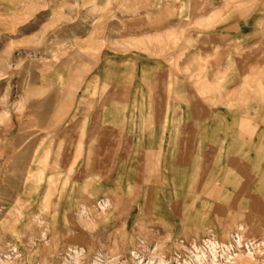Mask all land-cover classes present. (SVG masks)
<instances>
[{"label": "rangeland", "instance_id": "obj_1", "mask_svg": "<svg viewBox=\"0 0 264 264\" xmlns=\"http://www.w3.org/2000/svg\"><path fill=\"white\" fill-rule=\"evenodd\" d=\"M160 80L226 133L197 184L136 152ZM249 127L264 0H0V264H264V145L226 152Z\"/></svg>", "mask_w": 264, "mask_h": 264}, {"label": "crops", "instance_id": "obj_2", "mask_svg": "<svg viewBox=\"0 0 264 264\" xmlns=\"http://www.w3.org/2000/svg\"><path fill=\"white\" fill-rule=\"evenodd\" d=\"M165 84L170 86L163 80L152 82L154 92L152 96H148L151 99L146 103L150 129L143 135L145 137L136 152L141 153L146 160L160 162V166L174 167L169 170L172 175L188 177L193 184H197L198 172L193 169L190 176H186L182 165L185 162L189 165V161L191 164L197 163L204 156H209L210 151H221L223 154L226 133L218 125H210L213 123L211 110L203 98L189 94L186 89L181 93L174 90L172 93L175 95H172L169 91L167 93V88H162L166 87ZM156 87H159L158 91ZM251 130L252 127L247 130L233 129L230 133V146L226 149L227 154L237 155L238 158L241 153L245 154V150H261L264 145V131ZM195 165L198 166L193 165L194 168H199L200 164Z\"/></svg>", "mask_w": 264, "mask_h": 264}, {"label": "bare ground", "instance_id": "obj_3", "mask_svg": "<svg viewBox=\"0 0 264 264\" xmlns=\"http://www.w3.org/2000/svg\"><path fill=\"white\" fill-rule=\"evenodd\" d=\"M38 180V179H37Z\"/></svg>", "mask_w": 264, "mask_h": 264}]
</instances>
